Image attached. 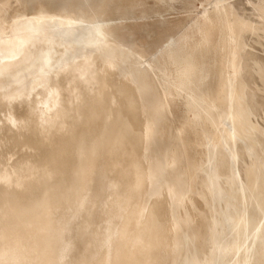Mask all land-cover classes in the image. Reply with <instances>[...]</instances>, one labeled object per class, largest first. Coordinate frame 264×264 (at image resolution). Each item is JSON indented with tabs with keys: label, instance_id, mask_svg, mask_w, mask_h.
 Instances as JSON below:
<instances>
[{
	"label": "bare ground",
	"instance_id": "bare-ground-1",
	"mask_svg": "<svg viewBox=\"0 0 264 264\" xmlns=\"http://www.w3.org/2000/svg\"><path fill=\"white\" fill-rule=\"evenodd\" d=\"M10 6L0 264H264V0L197 11L220 37L191 91L199 56L179 72L173 47L141 61L95 13L7 18ZM175 96L179 131L164 120Z\"/></svg>",
	"mask_w": 264,
	"mask_h": 264
},
{
	"label": "rangeland",
	"instance_id": "rangeland-1",
	"mask_svg": "<svg viewBox=\"0 0 264 264\" xmlns=\"http://www.w3.org/2000/svg\"><path fill=\"white\" fill-rule=\"evenodd\" d=\"M210 1L0 0V3L9 2L11 5L6 14L7 18H11L16 13L33 15L40 7L54 14L74 13L81 16L95 13L110 25L113 37L123 46L132 48L135 57L140 56L141 61L154 60L155 56L159 55L155 53L163 50L166 45L173 47L178 54L174 60L177 62L179 72L183 70L184 60L199 56L201 59L192 62V69L189 71L195 76L187 90L191 91V88H198L208 80V68L215 49L214 42L220 37L216 22L196 16L197 11L206 7ZM257 11L264 18V9L258 7ZM248 25L252 24L249 22ZM196 47L201 48L198 54L193 52ZM179 77V80H184L187 75L182 73ZM168 108L170 114L164 120H168L166 122L170 127L172 126V129L179 131L184 124L182 118L184 101L176 96L170 97ZM195 194L194 198H196L193 199L194 202L196 201V208L204 210V203L198 193ZM199 203L202 205L200 206Z\"/></svg>",
	"mask_w": 264,
	"mask_h": 264
}]
</instances>
